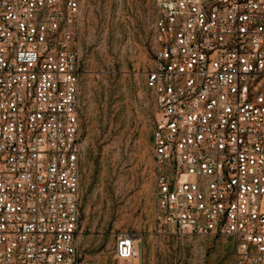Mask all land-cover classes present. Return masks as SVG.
Here are the masks:
<instances>
[{"label": "built area", "instance_id": "built-area-1", "mask_svg": "<svg viewBox=\"0 0 264 264\" xmlns=\"http://www.w3.org/2000/svg\"><path fill=\"white\" fill-rule=\"evenodd\" d=\"M80 3L0 0V264H82ZM153 40L157 228L264 264V0H157Z\"/></svg>", "mask_w": 264, "mask_h": 264}, {"label": "rangeland", "instance_id": "rangeland-1", "mask_svg": "<svg viewBox=\"0 0 264 264\" xmlns=\"http://www.w3.org/2000/svg\"><path fill=\"white\" fill-rule=\"evenodd\" d=\"M156 1L80 3L82 264H234L228 236L157 228V110L146 85ZM121 232L136 234L132 261L115 256Z\"/></svg>", "mask_w": 264, "mask_h": 264}, {"label": "bare ground", "instance_id": "bare-ground-1", "mask_svg": "<svg viewBox=\"0 0 264 264\" xmlns=\"http://www.w3.org/2000/svg\"><path fill=\"white\" fill-rule=\"evenodd\" d=\"M134 258H136V257H134ZM134 258H132L131 261H132Z\"/></svg>", "mask_w": 264, "mask_h": 264}]
</instances>
